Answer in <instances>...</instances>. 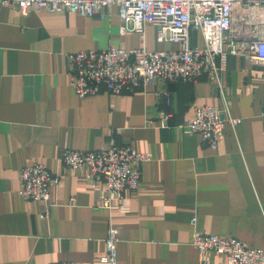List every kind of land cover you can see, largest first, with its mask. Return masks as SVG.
I'll use <instances>...</instances> for the list:
<instances>
[{"label":"crops","instance_id":"1","mask_svg":"<svg viewBox=\"0 0 264 264\" xmlns=\"http://www.w3.org/2000/svg\"><path fill=\"white\" fill-rule=\"evenodd\" d=\"M192 40L202 35L194 32ZM120 44L179 48L159 42L151 23L142 36L132 21L122 22L116 6L105 18L0 7V264H106L99 255L110 226L120 238L119 264H231L222 253L194 246L199 231L264 249V66L230 54L220 71L222 89L205 78L182 79L136 93L104 88L80 96L69 54ZM225 98L240 121L226 126L217 148L182 131L198 105L223 107ZM112 136L152 159L142 166L140 188L126 189L108 209L100 207L105 184L89 166L69 170L62 156L66 148H101ZM35 162L62 176L48 201L20 194L21 169Z\"/></svg>","mask_w":264,"mask_h":264},{"label":"built area","instance_id":"2","mask_svg":"<svg viewBox=\"0 0 264 264\" xmlns=\"http://www.w3.org/2000/svg\"><path fill=\"white\" fill-rule=\"evenodd\" d=\"M22 11H68L86 16H108L114 6L125 24L145 36L146 24L157 26L159 42H174L177 49L150 50L113 45L108 49H87L69 54L71 84L80 96L94 95L104 88L113 94L136 93L157 81L198 82L207 79L222 89L220 71L230 54L244 56L252 64L264 66V0H0ZM199 32L201 42L193 45L192 34ZM218 57L222 65L217 62ZM202 104L180 128L199 133L211 148H217L226 126L235 127L240 118L232 114L231 104ZM170 115L161 114L164 126ZM153 121H151L152 123ZM150 123V121H149ZM121 133L120 130L117 132ZM152 154L129 144H118L112 136L107 145L93 150L66 148L62 160L69 170L91 168L92 178L105 184L107 195L100 207L112 208L113 201L126 189L138 190L142 166ZM62 176L43 162L23 167L20 194L27 200L48 201ZM197 217L192 222L195 224ZM119 236L110 226L105 237L106 250L99 255L106 264H119ZM193 244L203 254L216 251L231 264L264 263V249L246 245L239 237L199 231ZM50 264H79L76 261Z\"/></svg>","mask_w":264,"mask_h":264}]
</instances>
